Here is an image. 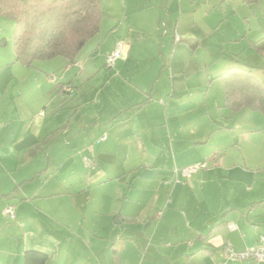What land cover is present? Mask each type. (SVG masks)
Returning a JSON list of instances; mask_svg holds the SVG:
<instances>
[{"label": "crops", "instance_id": "crops-1", "mask_svg": "<svg viewBox=\"0 0 264 264\" xmlns=\"http://www.w3.org/2000/svg\"><path fill=\"white\" fill-rule=\"evenodd\" d=\"M102 2L100 32L78 55L85 63L57 57L27 67L0 52V264H23L31 249L48 253L47 264H172L149 248L143 253L126 224L173 227L172 216L187 212L179 195L222 177L241 190L211 196L187 221L200 247L188 249L186 260L219 264L226 241L244 249L264 235V192H254L258 182L264 188V173L246 156L229 158V141L212 137L230 120L201 110L220 75L200 55L208 25L192 10L196 0ZM203 162L191 182H174L177 169ZM111 183L114 191L94 199L96 186ZM56 199L66 203L57 216L46 207ZM11 205L15 217L4 214Z\"/></svg>", "mask_w": 264, "mask_h": 264}, {"label": "rangeland", "instance_id": "rangeland-1", "mask_svg": "<svg viewBox=\"0 0 264 264\" xmlns=\"http://www.w3.org/2000/svg\"><path fill=\"white\" fill-rule=\"evenodd\" d=\"M106 1V0H103ZM196 5H192V10L197 9L196 17L201 16V21L204 26L208 25L209 34L206 40H202L201 57L205 56L208 60V66L215 75L221 74L229 67L234 65L253 67L254 74L261 80H264V58L258 49V44L264 47V0L257 3L248 4L245 0H196ZM107 5V4H106ZM204 16H203V15ZM15 29V21L11 18L0 15V41L5 38L7 43L0 46V52L3 53L4 59L8 55L15 53L13 46V35ZM91 45H88L81 53L82 56L88 54ZM156 53V52H155ZM80 56V55H79ZM62 58V57H59ZM81 63H85L84 59L78 57ZM49 61V60H48ZM38 64H42L41 61ZM47 62V61H46ZM51 64H54V61ZM45 64V63H44ZM47 64H50L47 62ZM53 67H56L52 65ZM59 69V68H58ZM97 70H94L93 74ZM62 72L61 70L57 73ZM99 73V72H98ZM90 76V75H89ZM83 74L84 79L89 77ZM97 77H103L101 72ZM212 85V95L208 98V105L201 107L210 110L211 114L218 116L219 114L227 116L230 120L228 126L219 133L213 134V139L216 141H229L232 146L228 152L229 158H243L247 157L244 163L253 167L254 171L260 174L264 173V112L261 110H251L249 108L239 109L233 111L226 106L225 91L221 80L218 78ZM206 112V110H205ZM207 113V112H206ZM221 121V120H220ZM244 165V164H241ZM197 174L193 175L195 178ZM264 179V176H261ZM188 179H184L187 182ZM191 178L188 180L191 182ZM259 184V185H258ZM118 184L111 183L96 186L94 189L97 197H105L109 191H114ZM174 186V185H173ZM171 186V188H173ZM262 183H257L254 187V192H264ZM178 190L183 188V185H178ZM242 187L237 183L226 178H212L206 186L198 185L194 190L189 189L188 193H180L178 197L179 203L182 207L183 203H187L186 215L179 216L174 214L171 222L176 224L173 227H168L164 224L157 229L155 223H139L137 225L127 223L128 231H133L131 239L136 243L139 242V247L144 253L147 248L159 253V257L166 255L172 264H195V261L188 262L186 260V253L188 249L198 246L199 241L195 238L192 231L187 229V221L190 216H197L198 212L205 207L211 196L219 195L220 192L226 195L233 189L241 190ZM104 194V196H103ZM119 194V192H118ZM117 194V195H118ZM110 197V196H109ZM112 198L115 196H111ZM105 199V198H104ZM108 199V198H107ZM53 207H48L49 214L59 215L57 209H61L66 205L64 199H56L51 203ZM107 204V201L106 203ZM264 204V202H263ZM99 202L94 201V206L98 207ZM176 207V206H175ZM128 211L133 209L127 208ZM96 216L94 221L97 220ZM105 217V216H104ZM69 221L71 218L67 217ZM76 219V218H74ZM73 219V220H74ZM156 221H159L160 216H156ZM79 224V223H78ZM145 230L148 233H145ZM142 231L147 237H142L138 232ZM187 233V236L176 238L177 233ZM156 233V236H155ZM193 243V245H192ZM65 247L69 252H79L80 246L70 245L65 243ZM118 248L123 247L122 243L117 244ZM161 255V256H160ZM111 264L112 258H111Z\"/></svg>", "mask_w": 264, "mask_h": 264}, {"label": "trees", "instance_id": "trees-1", "mask_svg": "<svg viewBox=\"0 0 264 264\" xmlns=\"http://www.w3.org/2000/svg\"><path fill=\"white\" fill-rule=\"evenodd\" d=\"M259 1L245 0L248 4ZM0 15L15 21L16 62L33 67L37 61L57 57L76 61L100 32L104 7L102 0H0ZM187 41L193 47L199 44L196 39ZM6 43L3 38L0 46ZM257 47L264 58V47ZM218 77L224 86L227 107L233 111L249 108L264 112V80L254 74L253 67L234 65ZM49 258L48 253L31 249L24 253L23 264H47Z\"/></svg>", "mask_w": 264, "mask_h": 264}, {"label": "built area", "instance_id": "built-area-1", "mask_svg": "<svg viewBox=\"0 0 264 264\" xmlns=\"http://www.w3.org/2000/svg\"><path fill=\"white\" fill-rule=\"evenodd\" d=\"M122 53V44L118 46V48L108 56V62L113 65L117 58L120 57ZM69 68V66H68ZM64 91H71L70 86H64ZM105 139V137H103ZM85 161L87 166L91 169H94L97 166V163L94 159L90 157H85ZM207 163L203 162L200 164H193L189 166H184L176 170L177 176L174 179V182L182 183L184 182L183 179L191 178L195 173H197L200 169L206 168ZM181 176L183 178H181ZM4 214H9L12 217H15V210L14 206H8L4 210ZM228 227L231 230H235L238 226L234 223H229ZM262 264L264 263V235L260 237L259 241L252 245L248 246L244 249H236L231 241H226L223 244L222 250V259L220 260L219 264Z\"/></svg>", "mask_w": 264, "mask_h": 264}]
</instances>
